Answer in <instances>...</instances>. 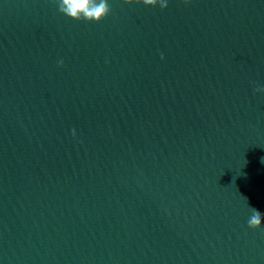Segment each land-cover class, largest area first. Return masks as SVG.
<instances>
[{"label": "clouds", "instance_id": "9594fccd", "mask_svg": "<svg viewBox=\"0 0 264 264\" xmlns=\"http://www.w3.org/2000/svg\"><path fill=\"white\" fill-rule=\"evenodd\" d=\"M127 4L142 3L145 6L155 7L159 5L161 9L168 7L167 0H124ZM188 0H185L187 3ZM58 11L77 21H88L99 23L111 13V7L108 0H56ZM163 58V57H161ZM62 66L63 61H59ZM264 91V89H257ZM75 135V131H73ZM251 215L248 219V227L250 229H259L262 222V213L255 208L250 207Z\"/></svg>", "mask_w": 264, "mask_h": 264}]
</instances>
